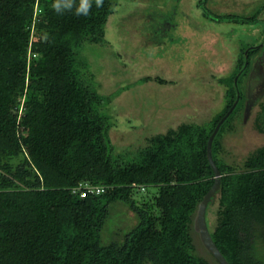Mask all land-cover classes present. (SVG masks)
Returning <instances> with one entry per match:
<instances>
[{"label": "trees", "instance_id": "16d2710c", "mask_svg": "<svg viewBox=\"0 0 264 264\" xmlns=\"http://www.w3.org/2000/svg\"><path fill=\"white\" fill-rule=\"evenodd\" d=\"M53 3L0 0V264H219L193 217L214 181L206 142L236 97L231 77L218 78L225 105L205 123L181 121L119 145L107 106L115 91L90 84L80 65L94 71L77 57L84 43L104 40L117 0L88 16L59 14ZM153 78L165 82L140 81ZM241 98L212 140L220 183L205 218L229 264H264V143L231 162L222 155L223 134L239 131ZM260 107L254 124L262 130ZM118 203L135 223L108 240L102 229Z\"/></svg>", "mask_w": 264, "mask_h": 264}, {"label": "rangeland", "instance_id": "374dc122", "mask_svg": "<svg viewBox=\"0 0 264 264\" xmlns=\"http://www.w3.org/2000/svg\"><path fill=\"white\" fill-rule=\"evenodd\" d=\"M175 1L183 2L180 5L182 12L190 13L187 24L180 16L174 15L173 9H177L178 4L170 0H117L114 12L105 22V41L86 42L77 48L80 63L86 61L88 70L94 71L91 75L83 64L80 65L82 71H86L88 82L93 85L99 82L105 92L115 91L110 105H107L114 117L109 131L112 139L124 147L136 139L139 141L145 134L163 132L181 121L205 123L218 111L215 110L217 105L224 103L223 85L204 75L212 62L213 71L225 73L230 64L224 60H231L236 55L232 48L214 46V43L218 44V39L214 38L220 32L216 24L227 30L228 24L237 25L208 19L216 24L202 30L196 26L193 17L196 12L202 14L194 5L196 0ZM208 3L206 9L209 13L233 10L254 16L257 22L252 25L247 24L244 29L242 26L233 28L230 38L238 47L262 39L264 0H209ZM133 13L136 19H133ZM168 20L173 26L167 27ZM256 26L258 31L252 32ZM212 46L217 54L211 51ZM194 56L202 58L194 65L198 64L196 69L187 65L192 64ZM144 75H160L168 81L162 84L157 80L140 81ZM217 99L220 100L218 103ZM116 109L118 112L114 114ZM238 124V133L225 132L221 140L222 155L229 162L264 143V134L254 130L250 118ZM134 223L131 209L122 203L112 204L102 229L103 236L108 240L118 239L123 235V229Z\"/></svg>", "mask_w": 264, "mask_h": 264}, {"label": "flooded vegetation", "instance_id": "af4514ba", "mask_svg": "<svg viewBox=\"0 0 264 264\" xmlns=\"http://www.w3.org/2000/svg\"><path fill=\"white\" fill-rule=\"evenodd\" d=\"M198 1L199 0H196L194 5L200 9V12L202 11V14L200 13L201 14L200 15L196 12V14H194V16H193L195 18V24L198 28H202V30L203 29L208 30L214 24H216V23H213L212 21L209 22V20H213V21H217V22L227 21L230 24L234 23L237 25V26H232V24L231 25L228 24L229 29L227 30V28L222 29L221 25L216 24L217 26L220 27V29H218V30H220V32L217 34V38L211 37V38H214L215 40L218 39L217 40L218 44L214 43V46L217 48H227V49L232 48V50L236 51V55L234 54V56L232 57L231 60H227V59L224 60L226 62L229 61V64H230V68L225 73L221 72V71L219 73H217V71H213L212 69L214 67V62H212L209 65V67L207 68L209 71H205L206 75H204V76L207 78H208V76L209 77L211 76L216 83H218L219 85L220 84L223 85L224 89H225V85L220 83L218 78L219 77H227V76L231 77V81H232L233 86L235 87L237 92H239L240 95L243 97V98H241V100L243 102V106H242V110H243L242 111L243 112L242 113V119L243 120L241 119V117H239V120L241 121L240 124H243L247 118H250L254 130L256 132H259V133L261 132L264 134V127L262 130H259L255 127V124H254L257 111H259L261 108L260 104L262 102H264V31H263L264 29L262 30L263 35H262L261 40H257L256 43H247L246 45L238 47L237 44L234 42V40L232 38H230L231 32L234 31L233 28L234 27L238 28V26H242L241 29H244V27H246L247 24H251V23L253 24V23L257 22L255 20L254 16L252 17V20H249L248 22H246V20H241V21H235V20L229 21V20H225V19L216 20L213 18V15H215V14H224V13H236L239 15H242V14L238 13V11H233V10H229V11L225 10V12H220L223 10H217V11L209 14L208 13L209 11L206 9V6H208V4H209L208 3L209 0H205V3L203 4L205 8L203 6H201L200 4H198ZM170 2L178 4L177 9L176 8L173 9V11L175 13L174 15L180 16L185 21V23L187 24L186 21L189 20L190 13L187 14L185 12H182V8H181L182 6H180V5L183 2H181V1L176 2L175 0H170ZM114 9H115V7H114ZM205 9H206V11H205ZM112 12H114V10ZM176 12H177V14H176ZM132 16H133V19L137 18V17H135L134 13L132 14ZM249 16H252V15H249ZM119 18H120V16L116 18L117 23L119 21ZM106 21H107V19H106ZM171 26H173V22L171 23L168 20L167 27H171ZM222 26H226V25H222ZM257 27L258 26L254 27V29H252L251 31L257 32L258 31ZM243 31L245 33L247 32V30H243ZM252 32H250V33H252ZM104 34H105V28H104ZM104 34H103V38H104ZM172 35H173V32H172L171 36ZM148 39L150 40V38L147 37V40ZM104 41H105V39H104ZM154 41L157 42V39H154ZM126 43H128V41ZM210 49H211V51L216 50L213 48V46ZM214 53L217 54V52H214ZM200 60H202V58L194 56L193 60H192V64H187V65H192L194 67V65L196 63H198ZM196 67L199 68L198 64ZM196 67H194V68L196 69ZM192 70H193V68H192ZM151 76L152 77L158 76V77L162 78L160 75H151ZM150 80H155V79L153 78ZM164 80H165V82H162V83H166L168 81L166 79H164ZM242 89H243V92H242ZM211 95L212 94H210V96ZM219 101L220 100L217 99V103ZM224 105H225V103L221 104V106L217 105L215 110L216 111L218 110L217 112H219L223 108ZM255 106H257V109L254 108ZM216 113H214L212 115V117Z\"/></svg>", "mask_w": 264, "mask_h": 264}, {"label": "water", "instance_id": "95a60500", "mask_svg": "<svg viewBox=\"0 0 264 264\" xmlns=\"http://www.w3.org/2000/svg\"><path fill=\"white\" fill-rule=\"evenodd\" d=\"M238 96H239V93L237 92V96L235 100L232 102V104L227 109V111L215 123L213 129L211 130L207 138L206 154H207L208 161L214 171V181L211 184V186L207 189V191L205 192L201 200L198 202L195 215L193 217V227L195 231L198 233L202 245L205 247L206 250H208L215 257V259L217 260L219 264H229V263L226 260V258L223 256V254L220 252L216 244L214 243L210 235V232H209V229L206 223V218H205L206 204L220 183V171L217 168L214 162V159L212 157L211 145H212V140L216 132L218 131L220 124L228 116V114L232 111L233 107L235 106L238 100Z\"/></svg>", "mask_w": 264, "mask_h": 264}, {"label": "clouds", "instance_id": "9594fccd", "mask_svg": "<svg viewBox=\"0 0 264 264\" xmlns=\"http://www.w3.org/2000/svg\"><path fill=\"white\" fill-rule=\"evenodd\" d=\"M93 6H103V0H54L52 7L59 14L72 11L75 15L88 16Z\"/></svg>", "mask_w": 264, "mask_h": 264}, {"label": "built area", "instance_id": "2783aa9c", "mask_svg": "<svg viewBox=\"0 0 264 264\" xmlns=\"http://www.w3.org/2000/svg\"><path fill=\"white\" fill-rule=\"evenodd\" d=\"M83 194V193H82Z\"/></svg>", "mask_w": 264, "mask_h": 264}]
</instances>
